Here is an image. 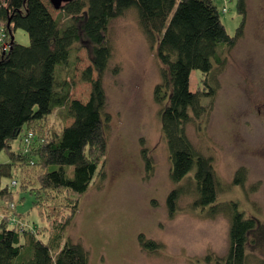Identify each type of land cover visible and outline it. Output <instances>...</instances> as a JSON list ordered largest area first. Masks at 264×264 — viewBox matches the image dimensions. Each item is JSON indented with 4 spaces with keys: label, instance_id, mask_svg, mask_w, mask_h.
I'll list each match as a JSON object with an SVG mask.
<instances>
[{
    "label": "trees",
    "instance_id": "obj_1",
    "mask_svg": "<svg viewBox=\"0 0 264 264\" xmlns=\"http://www.w3.org/2000/svg\"><path fill=\"white\" fill-rule=\"evenodd\" d=\"M245 5V0H236L241 22L231 36L214 0H71L59 7L57 18L42 0H0V22L8 45L0 44V153L9 157L0 163V264H89L88 251L65 240V230L79 209L78 199H64L67 212L43 243L33 231L17 228L16 216L21 214L10 207L15 200L14 181L3 185L2 180L13 176L14 166L38 167L36 197L43 205L53 199L50 192L66 190L79 196L95 178L103 176L108 121L103 78L112 56L109 25L129 9L135 10L160 64L161 82L155 87L154 100L161 107L169 177L177 185L166 199L168 216L173 219L180 212L179 201L188 194L194 197L191 211L199 217L227 215V253L222 257L208 253L202 263L247 264L249 234L256 220L247 217L238 202L221 200L226 189L212 159L200 153L186 133L188 125L199 127L213 109L216 90L210 73L214 66L225 65L227 54L242 37ZM17 29L28 34L27 46L15 40ZM81 48L87 50L91 62L83 73V80L91 85L85 103L71 99L74 65ZM193 72L203 75L202 89L191 90ZM54 116L62 123L72 122L60 130L36 127L35 123ZM29 131L34 139L26 147L23 141ZM19 137L21 147L16 152L12 143ZM142 156L151 176L152 158L146 149ZM245 177L244 169L238 170L232 186L242 187ZM138 241L145 251L160 249L142 234Z\"/></svg>",
    "mask_w": 264,
    "mask_h": 264
},
{
    "label": "rangeland",
    "instance_id": "obj_2",
    "mask_svg": "<svg viewBox=\"0 0 264 264\" xmlns=\"http://www.w3.org/2000/svg\"><path fill=\"white\" fill-rule=\"evenodd\" d=\"M42 1L53 18L60 15L50 0ZM214 2L226 31L233 36L241 22L236 0ZM245 3L242 37L227 54L225 65L214 66L210 73L216 90L213 109L199 127L188 125L186 133L193 146L212 159L226 189L221 200L238 202L245 215L256 220L249 234L247 264H264V0ZM2 33L0 22V37ZM109 36L112 56L103 78L108 115L103 176L95 178L82 195L66 190L50 192L48 196L53 199L41 205L36 197L39 168L14 166L13 176L3 179L2 184L16 182L11 186L15 200L10 207L21 214L16 216L17 228L31 230L47 243L53 226L67 212L64 199L71 197L79 200V209L65 230V240L87 250L89 264H203L208 253L224 256L229 245L227 215L199 217L191 211L194 197L188 194L179 201L180 212L173 219L168 216L166 199L177 185L169 177L171 165L159 119L161 107L154 100L155 87L161 82L160 64L134 9L110 22ZM14 37L21 45L29 44L23 29H17ZM77 57L71 99L85 103L91 85L83 80V73L91 62L85 48ZM202 79L200 72L192 73V91L202 89ZM207 102L204 98L203 103ZM71 122L68 119L62 123L54 116L35 125L60 130ZM20 147L19 137L12 143V150L18 152ZM143 149L154 163L151 176L146 172ZM8 160L1 152L0 163ZM240 169L245 171L244 184L232 186ZM141 234L160 249L152 253L143 250L138 241Z\"/></svg>",
    "mask_w": 264,
    "mask_h": 264
},
{
    "label": "built area",
    "instance_id": "obj_3",
    "mask_svg": "<svg viewBox=\"0 0 264 264\" xmlns=\"http://www.w3.org/2000/svg\"><path fill=\"white\" fill-rule=\"evenodd\" d=\"M222 12L225 13L226 12V8L225 6H223L222 8ZM5 40V35L2 33V36L0 37V44L4 47V48H8L7 43H4L3 41ZM34 139V133L29 131L27 132V134L24 137V145L27 147L31 141ZM13 186L16 185V182H12ZM14 223V222H13Z\"/></svg>",
    "mask_w": 264,
    "mask_h": 264
},
{
    "label": "water",
    "instance_id": "obj_4",
    "mask_svg": "<svg viewBox=\"0 0 264 264\" xmlns=\"http://www.w3.org/2000/svg\"><path fill=\"white\" fill-rule=\"evenodd\" d=\"M54 8L58 9L63 3L71 0H50Z\"/></svg>",
    "mask_w": 264,
    "mask_h": 264
}]
</instances>
